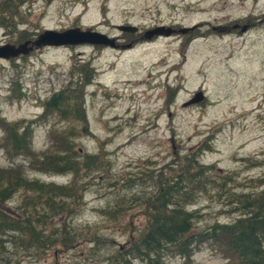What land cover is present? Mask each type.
Wrapping results in <instances>:
<instances>
[{
    "label": "rangeland",
    "instance_id": "rangeland-1",
    "mask_svg": "<svg viewBox=\"0 0 264 264\" xmlns=\"http://www.w3.org/2000/svg\"><path fill=\"white\" fill-rule=\"evenodd\" d=\"M19 14L15 29L0 26V45L34 39L44 29L77 26L117 36V43L130 45L45 46L15 58H0L1 117L8 122H33L36 151L48 146L52 125L61 129L69 123L55 116L38 120L43 101L76 80L83 64L90 62L95 74L84 88L89 132L78 133L75 148L101 157L99 167L80 177L86 187L79 205L71 204L73 212L50 222L56 229L69 230L63 237L75 233L73 243L29 252L7 242L5 264L115 262V250L128 245L145 217L137 207L122 216L118 213L115 219L104 212L117 205L121 194L139 193L152 185L137 180L131 186L124 180L171 166L209 137V150L200 156L203 163L229 173L230 186L238 191L264 189V0H28ZM247 20L252 25L246 32L217 28ZM114 24L135 25L140 32L122 33ZM160 24L196 27L187 34L132 40ZM21 30L26 33L20 35ZM16 80L17 90L12 86ZM170 89L175 91L171 98ZM199 90L204 100L183 106ZM3 135L0 128V166H9L1 147ZM23 160L19 156L14 162ZM28 171L30 177L43 181L70 180L69 174ZM13 203L12 198L9 206ZM191 207L199 210L201 226L239 216L214 192L200 196ZM87 229L93 231L94 242L83 236ZM181 262L178 256L169 261ZM133 264L144 263L136 259ZM191 264L230 261L216 246L203 243Z\"/></svg>",
    "mask_w": 264,
    "mask_h": 264
},
{
    "label": "trees",
    "instance_id": "trees-1",
    "mask_svg": "<svg viewBox=\"0 0 264 264\" xmlns=\"http://www.w3.org/2000/svg\"><path fill=\"white\" fill-rule=\"evenodd\" d=\"M26 1L0 0V26L15 29L19 9ZM83 65L76 80H70L42 103L43 112L38 120L55 116L69 122L61 129L51 126L49 144L43 151L33 148V122H8L1 117L0 110V128L4 131L1 147L10 161L9 166H0V253L4 254L3 259L0 254V264L7 262V242L15 249L30 252L48 250L57 244L66 246L65 243H73L76 237L75 233L63 237L69 230L56 229L50 222L60 214L73 212L71 204L79 205L82 189L86 187L80 177L101 163L97 152L81 154L80 149L75 148L78 133L89 132L84 88L95 74L90 62ZM17 85V80L12 83L15 90ZM174 92L169 90V98ZM16 96H21L20 90ZM73 121L82 125L75 126ZM208 141L177 157L171 166L161 167L154 173L142 172L129 182L124 180L125 183L150 181L152 185L151 189L139 193L136 190L121 194L117 205L105 210V216L115 219L118 213L122 216L137 207L145 217V223L136 235L130 236L128 245L115 250V262L111 264H133L136 259L144 264H170L169 261L177 256L182 258L180 264H191L196 248L203 243L216 246L230 264H264V189L246 192L232 188L229 173H221L216 165L200 160L203 152L209 150ZM19 156L24 160L14 162ZM30 169L69 174L70 180L68 183L43 181L30 177ZM212 192L225 206L231 205L238 211L239 216L231 222L216 221L201 226V214L191 205L200 196ZM12 198L15 203L9 206ZM83 236L95 241L90 229L84 230Z\"/></svg>",
    "mask_w": 264,
    "mask_h": 264
},
{
    "label": "water",
    "instance_id": "water-1",
    "mask_svg": "<svg viewBox=\"0 0 264 264\" xmlns=\"http://www.w3.org/2000/svg\"><path fill=\"white\" fill-rule=\"evenodd\" d=\"M120 32H130L135 33L138 31V27L131 24H114L113 25ZM224 26L217 27L220 31H230L232 28L237 27ZM196 25L190 27H181L178 29L172 26L160 24L145 31L144 34L140 36V39H151L154 36H169L173 33L185 34L192 31ZM239 32L246 30L247 25H241ZM137 40V39H134ZM96 45V46H108L113 48H124L130 44H119L116 42L115 36H109L104 32L94 30L91 27L81 28L71 27L64 30L55 29H44L40 32L34 39H28L18 44L5 43L0 45V58L10 59L15 58L20 55H26L31 52L34 48H41L45 46H67V45ZM205 95L202 90L196 91L190 99L183 103V106H188L195 104L197 102L203 101Z\"/></svg>",
    "mask_w": 264,
    "mask_h": 264
},
{
    "label": "flooded vegetation",
    "instance_id": "flooded-vegetation-1",
    "mask_svg": "<svg viewBox=\"0 0 264 264\" xmlns=\"http://www.w3.org/2000/svg\"><path fill=\"white\" fill-rule=\"evenodd\" d=\"M242 24H243V25H247L245 32H246V31L251 27V25H252V23L249 22V20H247V21H245V22H243V23H240V22H236V21H234V22L229 23L227 26L238 25L237 27L232 28L230 31L234 30V31H237L238 33H240V32H239L240 29H241L240 26H241ZM139 32H140V31H139ZM139 32H137V33H139ZM228 32H229V31H228ZM137 33H134V34H137ZM140 36H141V35H140ZM140 36H139V37H136V38H134V39H139ZM134 39H132V40H134ZM122 44H124V43H122Z\"/></svg>",
    "mask_w": 264,
    "mask_h": 264
}]
</instances>
